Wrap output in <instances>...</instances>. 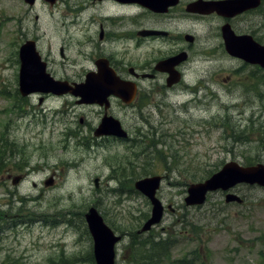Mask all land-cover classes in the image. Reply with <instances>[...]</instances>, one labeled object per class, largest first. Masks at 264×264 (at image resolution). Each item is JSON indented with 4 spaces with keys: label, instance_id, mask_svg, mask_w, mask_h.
Returning <instances> with one entry per match:
<instances>
[{
    "label": "rangeland",
    "instance_id": "1",
    "mask_svg": "<svg viewBox=\"0 0 264 264\" xmlns=\"http://www.w3.org/2000/svg\"><path fill=\"white\" fill-rule=\"evenodd\" d=\"M91 1L59 0L50 8L41 0L34 7L23 0H0V264H96L85 220L91 208L124 236L116 264H136L141 257L130 241L152 206L134 184L154 175L166 177L157 197L175 211L167 209L141 240L172 239L170 259L163 264L193 259L194 252L200 258L193 264H264V188L236 187L233 192L243 205L227 204L222 192L208 195L198 207L184 201L191 184L226 163L264 164V72L258 79L253 68L225 58L192 64L187 80L196 84L215 72L217 84L208 82L196 93L155 94L164 101L160 108L153 103L137 112L113 109L131 142L104 138L95 144L94 129L103 117L98 105L54 96L41 102L38 94H21L19 49L29 39L58 78L80 81L79 75L93 68V61L83 62L88 54L79 48L88 18L81 10L91 9ZM135 24L142 30L149 21L138 17ZM205 29L186 25L190 33ZM147 45V40L140 43ZM101 47L131 62L125 50L130 44ZM132 57L135 63L146 58L142 51ZM247 76L251 88L244 93L237 83L249 86Z\"/></svg>",
    "mask_w": 264,
    "mask_h": 264
},
{
    "label": "flooded vegetation",
    "instance_id": "2",
    "mask_svg": "<svg viewBox=\"0 0 264 264\" xmlns=\"http://www.w3.org/2000/svg\"><path fill=\"white\" fill-rule=\"evenodd\" d=\"M235 2L236 0H148L149 6L144 7L139 5L138 0H92L89 6L92 5V10H96H87L86 15L94 14L99 17H88L87 22L83 23L79 48L88 55L83 54L82 60L86 63L93 61L92 70L97 68L98 60H106L121 80L134 84L140 94L146 93L149 100L157 105H162L163 101H157L155 94L162 96L185 88L195 93L206 89L208 82L217 84L215 72L203 75L196 84L187 80L192 64L200 61L216 62L225 58L241 62V68H253L258 73L255 75L259 76L264 68L258 63L249 64V61H259L262 56L264 59V0ZM114 9L117 10L114 13H105ZM138 17L149 21L147 28L135 29ZM187 23L198 25L201 30L202 26L206 29L202 34L201 31L190 33L186 31ZM176 27L178 28L175 29ZM121 29L125 31L121 32ZM227 39L232 44L228 45ZM142 40H147L148 45L140 46ZM234 40H242L243 43L234 46ZM119 41L130 44V48L125 49L131 52L129 64L123 58H117L116 51L108 52L107 55V49L101 47L103 43ZM201 43L204 44L197 48V44ZM143 47L145 49L141 50ZM141 51L146 58L135 63L136 59L132 54L138 55ZM234 52L236 56L231 54ZM86 67L88 66L85 65ZM233 73L247 75L246 72ZM86 76L87 73L83 76L81 74L80 81H69L80 83L85 81ZM246 79L250 84L248 76ZM226 83H232L231 79ZM237 84L245 90L244 81ZM110 101L111 108L115 104H121L115 97H110ZM139 102L142 101L139 99L135 104H130L133 111Z\"/></svg>",
    "mask_w": 264,
    "mask_h": 264
},
{
    "label": "water",
    "instance_id": "3",
    "mask_svg": "<svg viewBox=\"0 0 264 264\" xmlns=\"http://www.w3.org/2000/svg\"><path fill=\"white\" fill-rule=\"evenodd\" d=\"M30 2L33 3L34 0ZM227 43L228 45L232 44V41L229 39ZM242 43V40L233 41L234 46ZM233 54L236 53L234 52ZM20 56V91L23 96L37 92L54 93L58 95L72 93L82 98L79 103H98L101 105L107 102V98L111 94L120 96L126 102L132 100L133 94L129 92L127 86H125V88L120 86L119 82L114 78V74L106 69L100 68L99 74H89L85 83L75 85L74 88L68 83L56 81L47 73V65L42 61L41 56L36 51L35 42H27V44L22 47ZM262 59L263 56L259 61L249 62L254 64L258 63L264 68V59ZM113 88H115V90H113ZM101 128L102 131L98 130L97 135L121 134L120 123L112 118L105 119ZM18 181L19 179L15 180V183ZM160 182L161 177H152L140 180L135 184L136 189L146 195L153 204L151 218L144 224L141 232L150 231L153 226L159 224L162 220L164 207L161 201L156 197ZM95 183L98 186L97 179ZM242 183L250 185L257 184L264 187V165L259 164L257 166L244 168L235 162L228 163L219 172L215 173L204 182L190 185L185 202L188 206L202 205L208 193L218 190L227 191ZM48 184H52V182L49 181ZM230 201L242 202L239 197L231 194L227 196V202ZM85 218L94 241V257L96 263L115 264V247L122 237L115 235L95 208H91L85 215Z\"/></svg>",
    "mask_w": 264,
    "mask_h": 264
},
{
    "label": "trees",
    "instance_id": "4",
    "mask_svg": "<svg viewBox=\"0 0 264 264\" xmlns=\"http://www.w3.org/2000/svg\"><path fill=\"white\" fill-rule=\"evenodd\" d=\"M18 109V108H16ZM149 239L141 240V237L135 234L130 241V247L137 250L141 257L136 264H163L168 258L170 259L171 244L169 239H163L161 242H150ZM178 264H193L188 258H182L177 261Z\"/></svg>",
    "mask_w": 264,
    "mask_h": 264
}]
</instances>
